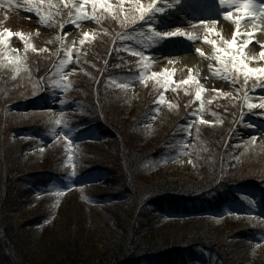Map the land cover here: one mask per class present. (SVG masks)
Wrapping results in <instances>:
<instances>
[{
	"label": "trees",
	"instance_id": "16d2710c",
	"mask_svg": "<svg viewBox=\"0 0 264 264\" xmlns=\"http://www.w3.org/2000/svg\"><path fill=\"white\" fill-rule=\"evenodd\" d=\"M99 25L81 52L93 79L77 87L88 94L81 112L97 114L87 121L94 144L76 146L69 186V144L56 140L40 158L51 119L25 122L16 111L42 96L41 82L11 84L13 71L0 60V264H264V144L224 149L226 138L197 133L188 145L194 93L179 86L163 104L155 81L133 99L103 86L94 92L119 33L109 17ZM132 53L118 44L106 76L139 73L141 56ZM31 63L36 78L51 60ZM237 108L210 127L219 137ZM184 156L195 169L167 168Z\"/></svg>",
	"mask_w": 264,
	"mask_h": 264
},
{
	"label": "snow or ice",
	"instance_id": "6c2138e0",
	"mask_svg": "<svg viewBox=\"0 0 264 264\" xmlns=\"http://www.w3.org/2000/svg\"><path fill=\"white\" fill-rule=\"evenodd\" d=\"M125 3L133 4V9H132L133 15L125 17V20H127L128 22H135L136 20L144 21L146 17L151 18L153 13H162L164 11L163 8L157 6L159 0H153L152 3H149L147 5H144L141 2V0H120V8L118 10L119 12L124 11L123 5ZM219 3L221 5L227 4L229 7H232L233 5L235 6L232 11H228L224 14L223 19L224 21H233L234 15L238 16V18L234 20V23L237 26V30L230 41L222 40L221 42H218L215 39H206L204 41V43L211 45L215 49V55L214 57H212V59H214L217 62L218 66L213 69L212 74L218 76L219 78L227 80L233 84L237 83L239 77L241 76L243 77L245 84L249 79L254 78L257 81L254 87L264 88V67H250L249 64L246 62L248 57L243 55L247 44L252 42V35L248 34V41H245L242 44H238V37L240 35L239 26L241 24V20L249 17L264 18V5H257L254 2V0H219ZM87 5H91V9H92L91 16L86 11L85 6ZM69 7L75 8V11L77 13L76 17L73 20L74 23L75 20H87L90 18L94 19L96 23H99L100 20L102 19L104 12L112 13L113 18H118L117 10H114L113 5L109 2V0H82L80 6L70 5ZM97 9L101 10L100 15H97ZM69 14L71 15V12ZM44 22L46 23V20H44ZM202 23L206 25L207 23H215V21H207ZM209 34L215 36L220 35V33L211 32L210 30H209ZM13 35H18L22 41L25 40L23 33L13 34L11 31L0 32V45H6L8 43V39L6 38L12 37ZM154 36L158 38H164V37L171 38V37L179 36V37H186L189 40L194 39V37L189 36L187 33L178 30L175 32H167L163 34L154 31ZM90 38L91 37L89 33H84L83 39L80 41V44L83 45L86 41H89ZM61 43L63 45V41H61ZM260 46L262 51L260 53L259 59L264 60V44H261ZM196 51L199 53V49H196ZM132 54L141 56L142 60L146 59L145 57H143L142 53L136 52ZM200 54L202 55V53ZM0 55H4V53L0 52ZM7 59H8V64L13 66L14 71L19 72L21 70L20 69L21 61L19 59H13L12 57H7ZM72 59H73V53L72 51L69 50L67 52V59L60 61V67L63 68L65 65L72 62ZM144 67L147 68L148 65L144 64ZM147 78L154 80L156 84L163 87L165 91L169 90V88L172 85L179 86L174 79H171L170 75H165L162 78L160 74L153 72ZM180 83H182L183 85L194 84L196 88L195 100L196 101L202 100V93L205 91V89L198 81L189 79V80H184ZM119 86L122 89L129 88V84L127 83L120 84ZM173 90L175 89L173 88ZM244 99H245V104L247 105L249 110L255 107L264 108V102L258 105L250 102L251 98L247 96V93H245ZM261 99L264 100V97H262ZM159 103L160 104L164 103L163 96L160 97ZM203 107L204 105L203 103H201L200 105L201 111L203 110ZM55 123L59 124L60 120H56ZM199 123L205 124L208 122L204 121L203 119H199ZM66 126L67 125H65V127ZM185 127L188 129L187 134L190 135L191 125L188 124L185 125ZM252 141H255V137H252ZM68 151H71V148H69ZM68 160H71V156L68 157ZM73 175H75V172H73ZM67 190H68L67 188L59 190L55 193V195L63 196L65 191Z\"/></svg>",
	"mask_w": 264,
	"mask_h": 264
},
{
	"label": "rangeland",
	"instance_id": "374dc122",
	"mask_svg": "<svg viewBox=\"0 0 264 264\" xmlns=\"http://www.w3.org/2000/svg\"><path fill=\"white\" fill-rule=\"evenodd\" d=\"M25 1L26 2L22 5V4H19L17 0H0V28L2 26V28L5 29V32L11 31L13 34L23 33V35H25L27 32L28 34L31 33L30 31H32V33L35 31L37 34L40 32H43L42 28L39 27L40 25L36 27L31 26L34 24H38L42 15L34 12L31 5L28 4V1L27 0ZM179 1H182L180 4L181 7L188 6L190 3H191L190 5L195 4L196 6H200L201 4H205L208 7H212V5H210L209 3L201 2L199 0H191V1H188V0H159V3L157 6L161 8L162 7L166 8V11L164 13L165 15L167 12V8H168L167 6L176 7ZM141 2L144 5H147L149 3H152L153 0H141ZM81 3H77L76 6H80ZM214 5L217 6L216 3ZM87 6L85 7L87 10H89ZM233 9H234V5L232 7H229L228 5H226L225 7L220 6L219 8V11H221L220 15H223L224 13L228 11H232ZM161 20L162 18L159 19L157 15L154 16V19L151 20L152 23L154 24V28L152 27L150 31H148V34L144 35V37H141V42L143 43L142 47L146 50V53L150 55L149 61L152 63V66L160 72V75L163 78L165 75L170 73L168 72L170 71V69L175 68L174 65L169 64L167 61H170V62L176 61L178 60L177 58L179 57L169 56V57L162 58L161 57L162 55L158 54V51L163 50L164 53L165 51H168L169 50L168 46L170 45L172 40H168L170 39L168 37H164V38L155 37L154 31L160 32L161 34H163L167 32H175L177 30L180 31V29H183L181 32L186 33L188 31V28L177 27L175 30L173 28L161 29L159 28V25L162 24ZM223 25L224 23H221L219 26L217 27L214 26L213 28L211 27L205 28L203 26L204 29L202 32L206 34V36L204 37L199 36L201 32V29H198L199 27H195V29H189L188 35L194 37L193 40L202 41L200 43H197L198 45L197 49H199L198 56H200L201 55L200 53H202L201 56H203V60H206L205 56H208L209 59L206 60L205 64L200 65V67L196 69L194 68L192 71H187L186 75L177 73L175 76H170L171 79H174V80L175 79L177 80L194 79L197 75L200 74V71H202L203 80L204 81L207 80L206 78L209 77L208 76L209 74L206 68L210 69L211 72H213V69L208 67L207 64L212 63L216 67L218 65H217V62L214 59H212V57H214L215 55V49L211 45L204 43V41L206 39H215L218 42H221L222 38L221 36H215V35L209 34V32H206V29L208 31L210 30L211 32H217V29L223 27ZM67 28L68 26L65 27V25H63L62 27L59 28V30H55L51 28L52 30L50 29L47 32L49 36H58L59 34L64 35L65 33L63 31L70 30V32L67 33L66 36L70 38V43L72 45H76L77 42L83 39L84 33H89L91 37V36H94V34L98 30L97 25L95 24V22H92L91 18L87 20H78L75 25H73L72 27L68 29ZM204 33H202V35H205ZM6 39H8V43L4 45V55L2 56L4 58L12 57L13 59H19L21 61V66H25L24 56L22 53V51L24 50V47H23L24 45H22V42L19 36L13 35L12 37H7ZM225 40H229V38H226ZM203 47H205L206 50H204ZM261 51H262L261 46H259L258 44L251 46V48H249L248 50L247 48L245 49L243 55L248 57L246 62L249 64L250 67H257L258 63H260L261 59H259V56H260ZM73 59H74V56H73ZM178 62L180 63V61ZM197 69H200V70H197ZM67 70H70V66L68 67ZM120 76H121L120 74L116 75V77L112 80L114 84L117 86H119V80H121ZM211 80H212L211 85L208 86L207 88L204 87L206 92L210 90L211 86L214 83L216 84L219 81V77L215 75H211ZM129 83H130V86L133 88L134 85L136 84V81L129 82ZM133 89L135 90V88ZM259 96L264 97V90L263 91L261 90V92L259 93Z\"/></svg>",
	"mask_w": 264,
	"mask_h": 264
},
{
	"label": "bare ground",
	"instance_id": "6f19581e",
	"mask_svg": "<svg viewBox=\"0 0 264 264\" xmlns=\"http://www.w3.org/2000/svg\"><path fill=\"white\" fill-rule=\"evenodd\" d=\"M178 13L174 12L173 13V17H178ZM249 21L248 20H244V23L243 25H245L246 23H248ZM216 26L217 24L214 23ZM260 26V24H257V27ZM246 37L244 38V42L245 41H248V34H252L250 33L251 31V26L250 24H246ZM218 33H220L219 36H221V38H228L229 36H231V30L229 28H226V27H221L218 29L217 31ZM242 35V31L240 32V36ZM252 42H260V43H264V29L263 30H259L258 32H256L255 35L252 36ZM251 42V43H252ZM181 49H178V52H180ZM186 54H183V55H186L184 57H180L178 60L176 61H167L169 64H172L174 65V69H170V73H168L167 75H170V76H175L177 73H183L184 75H186V72L189 71V68H193L194 65L198 64V59L194 56H190L189 52L186 51V50H183ZM165 56H175V54H173V51L171 52H166ZM180 61V63L178 62ZM262 64H258L257 67H264V60H262ZM175 63V64H174ZM178 63V64H177ZM190 63V64H189ZM189 64V65H188Z\"/></svg>",
	"mask_w": 264,
	"mask_h": 264
}]
</instances>
